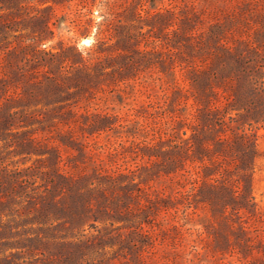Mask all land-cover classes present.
<instances>
[{"label":"rangeland","instance_id":"1","mask_svg":"<svg viewBox=\"0 0 264 264\" xmlns=\"http://www.w3.org/2000/svg\"><path fill=\"white\" fill-rule=\"evenodd\" d=\"M0 264H264V0H0Z\"/></svg>","mask_w":264,"mask_h":264}]
</instances>
